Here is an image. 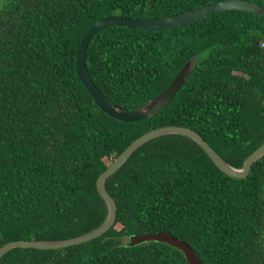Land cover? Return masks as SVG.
Here are the masks:
<instances>
[{
	"label": "trees",
	"instance_id": "obj_1",
	"mask_svg": "<svg viewBox=\"0 0 264 264\" xmlns=\"http://www.w3.org/2000/svg\"><path fill=\"white\" fill-rule=\"evenodd\" d=\"M213 1L0 0V247L100 226L109 209L99 176L151 129L191 127L235 167L264 143V14L231 9L175 29L98 31L87 49L90 74L130 109L203 53L171 102L145 119L111 117L78 75V45L102 17L173 15ZM106 185L118 206L106 233L63 248L16 247L0 264H190L166 242L122 241L159 230L190 243L203 264H264V155L248 176L233 177L191 137L166 134Z\"/></svg>",
	"mask_w": 264,
	"mask_h": 264
},
{
	"label": "water",
	"instance_id": "obj_2",
	"mask_svg": "<svg viewBox=\"0 0 264 264\" xmlns=\"http://www.w3.org/2000/svg\"><path fill=\"white\" fill-rule=\"evenodd\" d=\"M231 9H244L256 14H264V5L253 0H216L202 4L198 7L189 9L173 15L149 16V17H128L124 15H106L94 22L84 33L77 49L76 68L79 77L85 84L87 90L94 98L96 104L111 117L125 122H134L148 118L163 110L172 100L180 89L184 78L189 71L193 70L204 58L202 52L187 61L182 68L175 74L169 85L158 96L148 104L140 108L130 109L126 106L111 102L108 97L94 82L86 62V55L89 43L93 36L101 29L111 25H121L142 30H166L187 26L201 19L206 18L219 11ZM184 134L199 143L206 151L213 162L226 174L243 178L249 175L255 161L264 155V143L254 150L245 160L242 167H235L229 163L198 131L191 127L182 125H164L151 129L131 142L111 163L108 168L101 173L97 180V187L100 195L108 205L109 214L106 220L97 228L66 239H20L9 241L0 247V260L11 249L16 247L55 249L63 248L83 242L90 241L106 233L115 223L117 218V202L107 189L106 181L115 174L131 157V155L148 141L166 134ZM166 242L185 254L190 264H203L201 257L194 250L193 246L184 239L174 235L167 230L149 231L144 233H134L129 236L126 245L135 246L148 241Z\"/></svg>",
	"mask_w": 264,
	"mask_h": 264
},
{
	"label": "rangeland",
	"instance_id": "obj_3",
	"mask_svg": "<svg viewBox=\"0 0 264 264\" xmlns=\"http://www.w3.org/2000/svg\"><path fill=\"white\" fill-rule=\"evenodd\" d=\"M128 240V237H124V238H122V241L123 242H125V241H127Z\"/></svg>",
	"mask_w": 264,
	"mask_h": 264
},
{
	"label": "built area",
	"instance_id": "obj_4",
	"mask_svg": "<svg viewBox=\"0 0 264 264\" xmlns=\"http://www.w3.org/2000/svg\"><path fill=\"white\" fill-rule=\"evenodd\" d=\"M262 46L264 47V41L262 42Z\"/></svg>",
	"mask_w": 264,
	"mask_h": 264
}]
</instances>
